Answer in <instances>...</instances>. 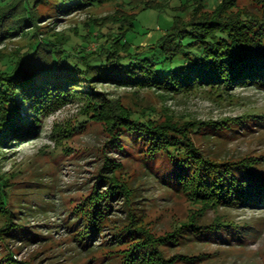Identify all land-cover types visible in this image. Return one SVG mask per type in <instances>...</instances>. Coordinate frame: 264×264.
Listing matches in <instances>:
<instances>
[{
    "label": "trees",
    "instance_id": "obj_1",
    "mask_svg": "<svg viewBox=\"0 0 264 264\" xmlns=\"http://www.w3.org/2000/svg\"><path fill=\"white\" fill-rule=\"evenodd\" d=\"M107 1L112 0H0V44L29 37L16 53L0 55V148L39 139L44 118L82 100L90 112L86 116L106 125L115 153H143L146 169L162 161L166 166L160 164L155 174L168 176L192 203L206 210L264 208V173L257 169V159L211 158L192 137L201 133L228 138L235 132L233 126L248 130V121L240 118L230 126L172 119L160 123L106 100L94 89L96 84H113L181 94L201 87L264 88V0H254V11L237 8L233 0H220L212 8L206 0H194L192 9L184 11L185 19L144 48L127 38L137 16L99 29L90 26L79 50L70 39L62 40L49 33L46 24L40 25ZM89 40L97 44L92 52L87 51ZM252 116L264 120L263 115ZM123 169L122 163L106 157L92 193L74 208V218L65 228L81 247L90 251L102 235L99 242L111 249L115 264H176L182 256L168 259L162 247L181 246L191 237L217 236L233 227L222 221L191 220L173 233L155 237L145 225L135 188L119 177ZM10 187L0 173V213L8 215L0 234L21 229L12 225L8 210ZM117 213L122 221L114 218Z\"/></svg>",
    "mask_w": 264,
    "mask_h": 264
},
{
    "label": "rangeland",
    "instance_id": "obj_2",
    "mask_svg": "<svg viewBox=\"0 0 264 264\" xmlns=\"http://www.w3.org/2000/svg\"><path fill=\"white\" fill-rule=\"evenodd\" d=\"M206 1L212 8L220 0ZM233 1L243 11L255 9L254 0ZM193 4L194 0H112L40 25L46 24L48 32L61 35L58 37L62 40L70 39L79 45V50L81 37L88 34L90 26L99 29L137 16L127 38L134 46L144 48L162 37L177 20L185 19L184 11L192 9ZM28 41L29 37L25 42L0 44V55L16 53ZM86 46L92 52L97 44L89 40ZM221 88L201 87L181 94L113 84H96L94 89L106 100L112 99L139 114H149L160 123L172 119L230 126L243 118L250 128L233 126L235 132L228 138L201 133L192 137L205 155L225 160L257 159V169L264 173V120L260 122L252 116L264 118V88ZM87 113L90 112L82 100H73L43 119L39 139L0 148V173L11 184L7 191L8 210L13 215L12 225L21 227L14 233L0 234V264H115L111 249L99 242L102 235L89 251L65 228L74 218V208L92 193L106 157L123 164L119 177L135 188L145 225L155 237L173 233L191 220L233 225L217 236L191 237L181 246L162 247L168 259L180 255L176 264H264V208L203 209L189 201L168 176L155 174L161 165L166 166L162 161L146 169L140 157L143 153H115L106 125ZM119 216L120 213L115 215L116 221H122ZM7 220L8 215L0 213V230L6 227ZM187 256L201 260L190 263L184 259Z\"/></svg>",
    "mask_w": 264,
    "mask_h": 264
}]
</instances>
